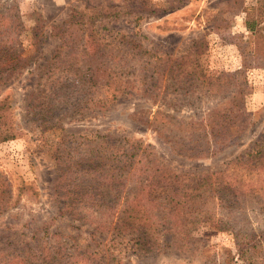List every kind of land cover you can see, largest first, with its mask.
<instances>
[{
    "label": "rangeland",
    "instance_id": "374dc122",
    "mask_svg": "<svg viewBox=\"0 0 264 264\" xmlns=\"http://www.w3.org/2000/svg\"><path fill=\"white\" fill-rule=\"evenodd\" d=\"M258 6V0H0V10L18 18L11 46L29 59L22 74L0 84V100L8 104L16 131L15 139L0 142V254L11 256L0 264H42L44 246L53 247L59 232L73 238L64 242L67 251L101 250L97 258L90 257L91 264H264V257L250 262L239 255L238 244L264 246V207L254 199L231 214L222 204L214 205L217 217L229 221L232 216L231 223L225 222L230 228L220 232L201 226L194 252L145 253L131 249L124 238L114 240L110 232L92 237L89 222L68 217L60 172L93 157L106 142L121 144L125 138L154 148L180 169L198 172L220 171L249 153L264 139V32L259 37L246 26L248 12L255 9L258 16ZM101 8L111 9L113 16L99 27L100 34L89 24L77 43L52 36L53 27H66L75 12L90 20ZM78 45L74 58L72 47ZM97 50L130 53L123 67L108 64L107 75L111 72L115 80L96 78L109 61L96 56ZM72 59L77 71H65ZM87 65H93L97 80L90 79ZM192 89L195 93H188ZM164 99L173 103L166 106ZM190 99L198 100L187 104ZM230 99L242 100L251 121L238 143L220 149L196 126L188 128L187 122L226 107ZM99 101L106 102L95 108ZM42 102L58 105L52 116L42 113ZM158 110L173 120L164 134L185 141V151L145 124ZM242 171L223 177L241 180ZM251 177L261 185V175Z\"/></svg>",
    "mask_w": 264,
    "mask_h": 264
},
{
    "label": "trees",
    "instance_id": "16d2710c",
    "mask_svg": "<svg viewBox=\"0 0 264 264\" xmlns=\"http://www.w3.org/2000/svg\"><path fill=\"white\" fill-rule=\"evenodd\" d=\"M258 2L260 12L258 16L254 13L255 9L248 12L246 26L253 34L262 37L264 0ZM118 13L120 14L121 11ZM93 14L90 20H86L87 16L84 13L75 12L66 27L62 26L64 24L53 27L52 36L64 37L66 42L68 40L67 43H73L72 41L77 43L83 38V33L88 30L89 24L90 28L98 27L97 34H100L102 29L99 27L110 23L107 18L113 16L111 9H95ZM7 15H13L12 11H7ZM7 15L0 10V84L9 82L17 73L22 74L21 70L29 60L11 46L9 36L15 33L19 24L15 15L11 18ZM81 15L82 18L78 19ZM100 18V22L95 23L94 20ZM81 47L80 45L72 47L71 54L74 58L80 53ZM61 48L65 49V46ZM95 54L98 57L109 58L105 64L106 70H101L100 77L96 75L97 79L113 76L111 72L107 75V70L111 69L108 64L118 62L119 67H123L128 63L125 57L130 55L128 53L125 56L126 52L122 53L121 50L118 52L112 50L106 55L97 50ZM260 55L264 57V52ZM67 64L68 68H64L65 71H77L74 69L76 63L73 59ZM87 66L93 74L90 79L97 80L94 76L96 71L92 70L93 65ZM113 79L115 80L114 76ZM61 80L62 77L58 79L60 83ZM118 82L121 83V88H123L122 83H126L123 80ZM151 91L152 89L147 88L145 94ZM167 91L168 89H165L164 92ZM188 93L193 94L195 91L192 89ZM235 96H238L237 93ZM151 100L153 103L158 102L157 99ZM197 100L190 99L187 104H193ZM104 102L106 101L94 103L95 108ZM64 103L69 105L68 99H65ZM172 103V100L167 101L166 106ZM72 105L77 106L75 103ZM56 108H58L56 104L42 102L44 114L51 113L52 116ZM9 119L8 104L0 100V142L16 138L14 125L10 124ZM43 120L48 122L47 119ZM171 123H173L171 116L163 110H158L153 119L145 121V124L158 132L164 140L172 144L174 142V149L185 151V141L178 142L176 137L164 134ZM182 124L185 125L184 120ZM250 124V116L246 114L240 99H230L226 107L207 112L198 121L187 122L189 129L196 126L195 131H202L206 137L213 138L220 149L238 143L242 139V134L248 129L246 126ZM207 129L210 131L204 132ZM239 168L243 169L241 180L224 179L225 174L230 176L231 171ZM252 169L257 171L252 172ZM60 172L64 175L61 197L67 199L64 206L71 211L67 214L68 217L80 223L89 222L93 227L92 237L100 239L106 232H110L114 240L124 238L127 240L124 241L126 245L132 244L131 249L145 253L163 254L169 248L180 254L194 252L197 242L194 235L201 226L216 228L220 232L226 231L230 227L225 225V222L231 223L232 216H228L229 221L217 217L214 207L216 204H222L220 206L229 209V214L233 209H243L252 199L264 207V139L258 140L245 156H238L231 160L226 168L214 172L180 169L164 161L156 154L154 148L143 147L142 143H135L127 138L121 141V144L106 142L101 150L94 152L93 157L80 159L73 165H66ZM252 174L256 177L261 175V185L258 186L257 182H253ZM57 235L56 243L50 242L53 247L44 246L42 264H91L90 257L97 258L102 254L101 250L90 251L88 247L81 252L67 251L64 242H67L68 237H72L69 235L67 237L62 232ZM259 244H238L240 257L250 262L260 261L264 257V246L261 247ZM10 257L6 253L0 254V259L4 261ZM22 260L27 262L25 258ZM114 260L121 263L122 259Z\"/></svg>",
    "mask_w": 264,
    "mask_h": 264
}]
</instances>
